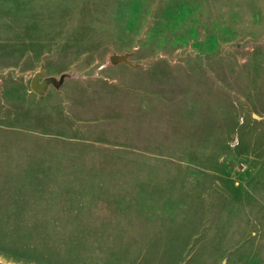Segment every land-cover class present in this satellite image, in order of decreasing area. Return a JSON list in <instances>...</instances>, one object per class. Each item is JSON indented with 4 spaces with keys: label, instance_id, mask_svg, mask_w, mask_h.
Listing matches in <instances>:
<instances>
[{
    "label": "rangeland",
    "instance_id": "obj_1",
    "mask_svg": "<svg viewBox=\"0 0 264 264\" xmlns=\"http://www.w3.org/2000/svg\"><path fill=\"white\" fill-rule=\"evenodd\" d=\"M0 259L264 264V0H0Z\"/></svg>",
    "mask_w": 264,
    "mask_h": 264
},
{
    "label": "water",
    "instance_id": "obj_2",
    "mask_svg": "<svg viewBox=\"0 0 264 264\" xmlns=\"http://www.w3.org/2000/svg\"><path fill=\"white\" fill-rule=\"evenodd\" d=\"M47 85H48V80H44L41 82V76L39 74L35 75L31 80V88L38 94H43ZM0 264H7V263H4L0 259Z\"/></svg>",
    "mask_w": 264,
    "mask_h": 264
}]
</instances>
